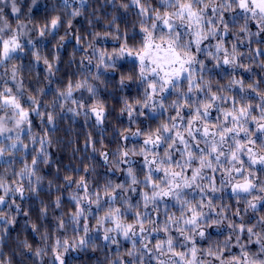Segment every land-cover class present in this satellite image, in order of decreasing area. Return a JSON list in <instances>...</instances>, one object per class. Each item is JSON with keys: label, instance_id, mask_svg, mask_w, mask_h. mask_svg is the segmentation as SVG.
Instances as JSON below:
<instances>
[{"label": "snow or ice", "instance_id": "obj_1", "mask_svg": "<svg viewBox=\"0 0 264 264\" xmlns=\"http://www.w3.org/2000/svg\"><path fill=\"white\" fill-rule=\"evenodd\" d=\"M73 3L62 0L60 6L67 12ZM106 3L115 9L117 0ZM79 5L68 13L67 21L53 15L42 25L29 28L34 18L29 15L28 23L20 20V0H0V167L5 173L11 169V179L0 174V248L16 217L30 214L22 202L35 198L40 205L38 219L47 221L51 215L54 221L44 229L45 242L50 239L49 231L72 232L71 239L57 236L50 246V264H67V255L95 249L97 239L105 246H115V258L108 259V264H264V0H155V6L153 0H119L124 15L112 16L103 38L99 32L91 33L97 43L81 47L82 38L72 36L76 41L73 56L84 53L79 64L82 79L69 78L57 89L26 88L23 73L34 70L41 60L45 79L49 84L54 82L60 71V53L67 43L65 36L70 34L59 37L51 59L42 56L40 49L49 38L56 39L65 23L72 28V20L82 14L86 0H79ZM37 6V0H31L28 12ZM6 9L16 18L15 27ZM129 12L136 17L130 25L126 18ZM226 12L236 14L227 20ZM241 19L244 36L236 34L237 42L229 49L226 38ZM249 22H255L256 31L249 28ZM121 24L125 25L123 33ZM31 32H36L39 39L32 38ZM109 35L118 42L111 52L103 49V39ZM240 44L245 45L244 51ZM253 44L257 45L255 49ZM25 55L33 61L22 63ZM202 57L214 62L212 68ZM123 62L131 67L127 74L120 75L118 87L123 91L134 84L138 98L130 101L122 97L120 111L127 115L129 126H142L120 136L134 147L120 143L115 152L101 151L105 168L101 175L95 165L84 164L85 159L94 160L97 151L89 136L79 161L84 166L67 167L69 175L61 180L60 166L49 151L53 147L51 137L59 131L57 117L83 115L86 120L94 117L97 126L103 125L105 102L99 98V86L88 77L107 88L105 74L118 71ZM209 74L231 79L226 86L213 89L206 78ZM75 91H81V95L74 96ZM225 92L230 96L222 94ZM49 93L54 99L46 106L40 97ZM65 104L75 107L65 108ZM169 112L174 115L165 118ZM32 117L40 121L39 135L33 131L36 124ZM157 120L161 122L153 127ZM88 147L93 155L87 154ZM75 157L74 151L70 159ZM15 164H22L19 172L14 170ZM54 164L56 195L46 203L40 197L45 191L53 194L54 182L49 180L44 189L42 166L50 168ZM117 171L123 173L122 179H114ZM218 172L219 188L215 182ZM225 186L237 205L240 201L245 205L235 208L237 220L224 215L231 211L228 207L213 213L214 200L224 198L216 197V193ZM173 208L176 211L170 215ZM249 212L253 215L248 216ZM91 221H95L94 230L89 226ZM225 221L230 229L228 239L216 247H203L200 241L212 240L209 229L224 234L221 225ZM31 228L34 233L41 232L36 223ZM119 238L131 242V249L121 253ZM242 238L246 242L242 243ZM253 244L255 250L250 247ZM22 245L31 248L27 241ZM233 247L239 251L232 252ZM47 254L42 247L34 251L40 264ZM0 264H12L11 259H4L2 251Z\"/></svg>", "mask_w": 264, "mask_h": 264}, {"label": "trees", "instance_id": "obj_2", "mask_svg": "<svg viewBox=\"0 0 264 264\" xmlns=\"http://www.w3.org/2000/svg\"><path fill=\"white\" fill-rule=\"evenodd\" d=\"M38 6L36 8H33L32 12H28V7L30 6L31 0H20V6H21V14H20V20L24 23H28L27 17L31 15L34 19L32 23L28 24L29 28H33L34 25H42L45 21V18H50L53 15H60L62 18V21L68 20V13L72 11L73 8L79 7V0H74V3L72 4V7L67 9V12L60 6L62 4V0H37ZM87 6L83 8L82 14L77 16L75 19L72 20V28H68L67 23L64 24L63 27H61L59 35L56 37L55 40H52L51 38L48 39V41L45 42L44 46L40 49L42 56H47L49 59H51L52 53L56 50V47L60 43L59 37L64 36L66 32H68L70 35L65 36V40L67 41L66 47L61 51L60 53V63H59V69L60 71L56 74L54 78V82L49 84L48 80L45 79L46 72H45V65L43 64V61L41 60L39 64L36 65L35 69L31 72L25 71L23 73V80L25 83L26 88L30 90L34 89H56L63 87L69 78L76 79L79 76L80 70H79V64L82 55L84 53H77L73 56V48L76 46L75 39L72 38L73 35H78L82 38L81 41V47H84L88 43H97V40L93 39L91 36L92 32H99L101 35H104L103 30V24L107 22L106 28L110 25V19L115 14L118 17H122L124 15V10L120 8L119 6V0H117L116 8L114 9L110 3H106V0H86ZM153 6H155V0H153ZM55 10V11H54ZM8 12V19L9 22L12 23L13 27H15V17L11 16L10 9H6ZM228 16V13H226ZM127 23H132L134 20L132 18H136L131 12L127 14ZM91 20L92 24H89L88 21ZM227 20L229 18L227 17ZM121 26L125 27L124 24H121ZM239 25H235L230 29V34L226 38V47L229 49L232 46V43L237 42L236 41V34H239L236 30L239 29ZM249 28L252 31H256L255 22H249ZM105 30V29H104ZM34 39H39L36 35V32H31L29 34ZM241 37L244 36L243 33L239 34ZM23 40H27L28 37H22ZM99 47V45H98ZM244 44H240L241 51H244ZM257 45L253 44L252 48L255 49ZM90 49L84 48V52L90 53ZM205 59V62L208 64L209 68H212L213 61H209L207 57H202ZM72 61L71 67L68 66L69 61ZM33 61V58L29 55H25L22 63L28 64L29 62ZM86 63V61H85ZM245 63L247 61L245 60ZM254 71H259V69L255 68L253 66ZM242 75H246L243 73V70H240ZM119 73H115L114 77H118ZM207 79H210L212 84V88L215 89L217 87H224L229 83V80L231 77L221 79L218 75H212L209 74ZM237 79L241 78L240 76L236 77ZM219 81V83H217ZM101 87V86H99ZM102 95L105 97V100L107 97H109L107 92H104L102 89H100ZM225 96H230V93H222ZM48 97L52 96L51 93L47 95ZM118 97H120V93L117 94ZM40 98H44V96H41ZM133 99V98H132ZM118 102H121L118 100ZM123 105L118 106L115 110H111L110 113L107 114V117L104 121L103 126H99L98 128L92 127V137L91 140L95 141V148L96 153L94 160H84L85 165H95L96 171L103 175L105 172V168L103 166V160L100 157L99 153L101 151L104 152H115L118 149V146L120 143H124L128 148L134 147L133 144L128 143L126 141H122V138L120 136V133L123 132L124 135H130L131 132H134L137 130L138 127H141L142 125L132 124L129 126L128 117L126 114H121V108ZM227 107V105H225ZM174 115V113H166L165 118H167V115ZM213 115H218L217 113H213ZM35 121L36 127H34L33 131L37 135L40 134V121L36 117H32ZM141 120L143 118H140ZM161 121H154L152 123V126L155 127L156 123H160ZM57 125L59 128V131L55 133L51 137L53 140V147L49 149V151L53 155V160L59 164L60 166V173L59 177L62 180L64 176L69 175V173L65 170L67 167H83L84 165H81L79 161L84 157V150H85V142L89 139H87V136L84 134L85 131V123L83 119L75 120L70 116H64L63 118L57 117ZM103 129V131H101ZM103 140V143H100V141ZM59 141V145H57L55 142ZM36 150L39 151V146H36ZM76 152L75 160H71L72 153ZM87 154L93 155L92 148H87ZM115 159V158H113ZM132 159L134 160H142L140 156H133ZM2 163V162H0ZM111 163V161H110ZM14 170L16 172L20 171V168L22 167V164H15ZM222 171V170H221ZM0 174L6 175L9 179H11V169L5 173V170L3 167H0ZM41 175L45 177L43 185L44 189H47L48 181L53 180L54 187H53V194L49 196L47 194V191H45L41 195V199H43L46 203L49 200L55 199V186L57 185V181L55 180L56 175V167L55 164L53 167L47 168L42 166V172ZM109 175H111V172H109ZM76 178V177H73ZM123 173L120 171H117L115 173L114 179H122ZM141 179H143V176H140ZM18 179V177H17ZM94 179H98V177H94ZM25 183V182H24ZM100 183L102 184L103 181L101 180ZM26 184V183H25ZM15 186V185H13ZM62 188V184L60 185ZM144 189L141 188V191ZM226 193V194H225ZM26 196H29L28 193L25 194ZM223 196V200L216 199L218 203L214 205L213 213L218 211L222 206L228 207L231 209L230 212L224 213V215H230L234 220L239 219L235 216V208L237 206L243 208L245 207L243 201H240L237 205V202L234 199H231V194L227 192L225 189L221 192H219L218 197ZM197 199V198H196ZM64 201L65 206L67 210V194H64ZM222 205V206H221ZM22 206L25 210L29 211V216L25 217L23 215L16 217V224L15 226L11 227L9 229L10 235L7 236L3 242V246L0 249V251L4 254V259L8 260L11 259L12 264H40V259L34 256V251L38 247L45 248L48 250L50 246L54 242V233L49 231L50 239L48 241H44L42 239V235L44 232V229L47 228L49 223H54V221L51 219V215L47 221H41L38 219V210H39V203L35 200V198H30V201L22 202ZM176 209H171L169 214L171 215V212H175ZM204 211H208L207 208L204 209ZM163 210L161 211V220H163ZM103 214V213H101ZM253 215L251 212L248 213V216ZM177 216H179V213L177 212ZM248 217H245V220H247ZM130 222V221H129ZM33 223H36L37 225L41 226V232L40 233H34L32 231L31 225ZM150 227V226H147ZM221 228L224 230V234L221 235L217 231H214L212 229H209L208 231L211 232L212 240L211 241H200V244L203 245V247H208L209 245L216 247L218 245H222L225 239H228L227 233L230 231V229L227 228V221L224 222V224L221 225ZM163 235V233H161ZM71 237H68V239H71ZM23 241H27L28 244L31 245V248H24L22 245ZM233 245L235 244V238H232ZM246 242L244 238H242V243ZM121 247V253L122 249L124 247H129L130 245L128 243L122 242ZM253 250L257 247L256 245H251ZM239 249L233 247L232 252H238ZM115 252V246L108 245L105 246L104 243L97 244V247L95 249H92L91 247L85 250L81 251H73L70 255L66 256L67 264H108V259H114L113 253ZM51 257L49 256V253L43 257L44 264H50Z\"/></svg>", "mask_w": 264, "mask_h": 264}, {"label": "rangeland", "instance_id": "obj_3", "mask_svg": "<svg viewBox=\"0 0 264 264\" xmlns=\"http://www.w3.org/2000/svg\"><path fill=\"white\" fill-rule=\"evenodd\" d=\"M237 11H239V10H237ZM226 13H228V12H226ZM226 13H225V19H227V17H228L229 20H231L232 16H234L236 14V13H228V16H227ZM132 19L134 20L136 18H132ZM110 21H111V19H110ZM243 23H244V21H243V19H241V20H239V22L236 25L241 26V25H243ZM130 24L131 23H129V25ZM106 25H107V22L105 24H103V26H102L103 27V30L102 31H104V29L106 28ZM120 31H121V33H123L125 31V27H123V26L120 25ZM236 31L239 34H241L240 27ZM101 37L103 38L104 35H101ZM117 43L118 42L115 41L111 35H109V36H107L106 38L103 39V49H106L108 52H111L113 50V46L115 44H117ZM205 43H207V42H205ZM212 43L214 44L215 41H213ZM208 60L210 61V59H208ZM93 64H95V61H93ZM130 67H131V64L130 63L123 62L121 64V66H120V68H119L118 71H116V72H111L110 71V72L106 73L104 79L108 82L107 88H105V84L104 83L95 81L91 77H88V79H89V81L91 83L97 84L98 86H101V87H99L100 89H102L104 92H107L108 94H110V95H108L109 97H107L106 100H105V97L102 95L101 91H100V95H99V98L105 102V114H106V117H107V114L111 112V110H115L118 106L123 105L122 104V100H121L122 97H127L130 101L132 100V98H138L137 89H136V86L134 84H129V88L128 89H125L123 91H121L119 89V87H118V80H119L120 75L121 74H127L128 71H129V69H130ZM117 72L119 73L118 74L119 76L118 77H114L115 76V73H117ZM82 78L83 77H82L81 72H80L79 73V76L76 79H74V80H80ZM56 89H57V87H56ZM118 93H120V97L117 96ZM80 95H81V91H75L74 92V96L79 97ZM83 95H84V97L86 99L88 98V93L87 92H84ZM40 99L43 101V103L46 106H49L51 104V101L54 99V97H53V95L50 96V97H48V96L45 97L44 96V98H40ZM118 100H120L121 102H118ZM91 102L94 103L95 101H91ZM169 103H171V100L169 101ZM64 107L65 108H67V107H75V105L65 104ZM48 110H51L50 107H49ZM57 111L59 112L60 109H57ZM64 116H70V117H72L70 113L63 115V117ZM80 118L83 119V121L85 123V131H84V134L87 136V139H88L89 136L92 137V135H93L91 128L92 127L98 128L99 126H97L95 124V118L94 117H92L91 119H87L86 120L85 117L83 115H81V116L74 117L73 119L79 120ZM100 126H103V125H100ZM25 143H29V141L25 140ZM141 159H142V157H141ZM220 176H221V172H218V173L215 174V182H216V186L218 188L220 187ZM24 182L27 183V181H24ZM224 189L231 194L230 189L227 188V186H225ZM218 195H219V192L216 193V197H218ZM196 198H197V200L199 199L198 196ZM216 203H218V201H216V199H215L214 200V205ZM101 215H103V214H101ZM125 222L127 223L129 221L126 220ZM89 226H90V228H92L94 230V228H95V221H91ZM57 236H63V237L68 238V237H71L72 236V232L70 230H68V231H66L64 233H54V241L57 238ZM119 239L121 240V243L122 242H125V243H128L130 245V248L129 247H124L122 249V252L124 250H126V249H129V250L131 249V242L125 241L122 238H119ZM99 243H104V242L102 240H100V239H97L96 244H99ZM149 246L151 247V245H149ZM138 247H139V244H138ZM48 253H49V256L51 257L50 248L48 249Z\"/></svg>", "mask_w": 264, "mask_h": 264}]
</instances>
